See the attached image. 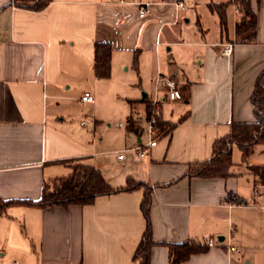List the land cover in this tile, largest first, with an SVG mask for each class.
Wrapping results in <instances>:
<instances>
[{
  "label": "crops",
  "instance_id": "0c3cea01",
  "mask_svg": "<svg viewBox=\"0 0 264 264\" xmlns=\"http://www.w3.org/2000/svg\"><path fill=\"white\" fill-rule=\"evenodd\" d=\"M34 1L0 0V198L38 199L45 181L70 174L71 161L84 159L113 187L129 179L151 186L156 241L206 247L174 263L168 247L156 245L151 264H264V182L251 170L264 167V131L253 144L233 145L231 176L188 174L190 165L212 157L215 141L231 133L233 122L256 119L253 94L259 80L264 85V0H250L257 13L252 42L237 35L244 16L238 5L231 18L226 10L220 39L208 42L184 38L185 0H52L39 11L24 6ZM142 3L149 4L145 17ZM97 41L113 47L105 79L94 70ZM227 43L233 44L229 56L223 54ZM117 74L128 120L145 116L157 96L162 120L175 124L169 134H157L145 156L136 149L150 140L144 121L135 127L128 121L117 137L106 138L98 118L68 119L59 112L70 99L66 90L84 87L82 95L90 92L95 100L81 101L95 103L98 86ZM158 75L174 78L183 98L171 101L157 89ZM148 86L153 91L141 96L138 88ZM258 100L264 105V93ZM144 192L101 195L85 206L14 204L0 215V264H140L135 253L147 225ZM211 237L214 246L207 244ZM231 245L241 254L229 252Z\"/></svg>",
  "mask_w": 264,
  "mask_h": 264
},
{
  "label": "trees",
  "instance_id": "16d2710c",
  "mask_svg": "<svg viewBox=\"0 0 264 264\" xmlns=\"http://www.w3.org/2000/svg\"><path fill=\"white\" fill-rule=\"evenodd\" d=\"M52 0H35L25 4L33 10H43ZM230 4L238 5L243 11L242 20L236 25L238 37L243 36L244 42L255 40L257 13L251 8L250 0H229L216 5L221 17V25L226 26V10ZM252 31L248 36L247 32ZM113 47L109 42L97 41L95 43L94 70L99 79L110 77L112 70ZM264 93V85L259 80L253 94L256 119L251 122H233L231 133L217 139L213 146V155L210 159L201 163L192 164L189 167V175L202 177H227L231 176V154L234 144L250 145L258 140L259 135L264 131V105L258 100ZM146 101V100H145ZM148 118H152L159 128V132L169 134L175 124L165 122L161 118L159 110L149 103L146 110ZM131 127H135L136 120L129 118ZM72 171L68 175L59 176L44 182L42 195L38 199H3L0 198V215L5 213L14 204L32 205L40 208H47L58 205L68 207L70 205H90L95 202L98 196L113 194L120 191H130L144 187V197L141 209L146 219V230L135 253V258L140 264H151L152 249L156 245H165L169 249V255L174 263L187 261L196 252L206 249L202 244L191 241L182 243L156 241L153 238L152 223L150 218L152 205V188L142 181L129 179L123 187H113L103 176L101 171L84 159H73L71 161ZM262 182H264V167H252Z\"/></svg>",
  "mask_w": 264,
  "mask_h": 264
},
{
  "label": "rangeland",
  "instance_id": "374dc122",
  "mask_svg": "<svg viewBox=\"0 0 264 264\" xmlns=\"http://www.w3.org/2000/svg\"><path fill=\"white\" fill-rule=\"evenodd\" d=\"M228 0H185L186 17L181 18L180 26L183 31L184 38L188 41L215 42L221 37V17L217 4ZM235 5L230 4L227 7L228 16H233ZM188 20V21H187ZM228 28L232 31L231 20H228ZM225 32V29H224ZM205 36V37H203ZM193 48H196L192 46ZM173 53V51H171ZM190 63V62H189ZM134 72V70H132ZM121 73H124L122 70ZM131 73V71L129 72ZM135 73V72H134ZM118 75V74H117ZM120 79L116 76L98 86V91L101 94L95 103H83L81 95L84 92V87L79 90L74 88L66 90L70 99H64V102L59 106V112L68 119H90L94 117L100 120V133L106 138L117 137L126 128L128 118L126 115V102L123 100L122 90H126ZM140 95L143 92H152L153 87H139ZM125 110V111H124ZM62 114L60 116H62ZM123 123V127H118L119 123ZM91 124V123H90ZM92 124L90 125V128Z\"/></svg>",
  "mask_w": 264,
  "mask_h": 264
},
{
  "label": "built area",
  "instance_id": "2783aa9c",
  "mask_svg": "<svg viewBox=\"0 0 264 264\" xmlns=\"http://www.w3.org/2000/svg\"><path fill=\"white\" fill-rule=\"evenodd\" d=\"M120 2L123 4H130V3H134V0H120ZM177 6L183 7L184 3L178 2ZM148 13H149V4L148 3L140 4V10H139L140 16L145 17ZM232 51H233V44H231V43L225 44L223 54L229 56L232 53ZM156 88L157 89H160V88L165 89L167 91V97L171 101L180 100L183 98V93L180 90L179 85L174 78L167 77L164 75H158V77L156 79ZM81 100L83 102H94L95 97L90 92H86L82 95ZM152 104L156 108V110L160 109V106H159L160 100L157 98V96L155 97ZM136 118H137L136 121H139V122L144 121L145 122V124L147 126V132H148L149 137H150V140L146 146H138L136 148L138 151V154L140 156H145L146 154H148L147 148L153 147L157 144L156 136L159 133V128L156 126L154 120L152 118H148L147 115L137 116ZM87 123H88V121H82V125H84V126H86ZM257 187H258V185H257ZM215 243H216V238H213V237L209 238L207 241V244L209 246H214ZM229 252H231V253L235 252V253L241 254V250L234 245L229 246ZM15 264H19V263L15 262Z\"/></svg>",
  "mask_w": 264,
  "mask_h": 264
},
{
  "label": "water",
  "instance_id": "95a60500",
  "mask_svg": "<svg viewBox=\"0 0 264 264\" xmlns=\"http://www.w3.org/2000/svg\"><path fill=\"white\" fill-rule=\"evenodd\" d=\"M145 96H146V93L144 92V93H143V97H145ZM218 238H219L220 241H222V240L224 239V238L221 237V236H219Z\"/></svg>",
  "mask_w": 264,
  "mask_h": 264
}]
</instances>
